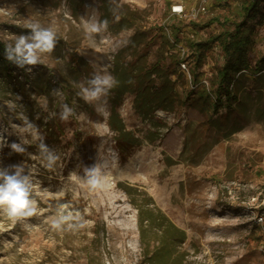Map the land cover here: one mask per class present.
<instances>
[{
	"label": "rangeland",
	"instance_id": "374dc122",
	"mask_svg": "<svg viewBox=\"0 0 264 264\" xmlns=\"http://www.w3.org/2000/svg\"><path fill=\"white\" fill-rule=\"evenodd\" d=\"M101 1L0 0V40L12 49L21 35L31 36L15 27L29 22L56 34L53 50L38 53L35 64L17 62L14 77L0 70V172L19 170L27 178L34 208L15 218L0 208V264H148L145 250L156 245V231L146 226L140 237L132 204L146 196L184 230L181 264H264V120L253 116L264 105V82L246 73L243 109L212 114L196 91L212 87L225 58L220 48L205 53L196 84L175 61L157 64L155 53L158 28L174 42L177 26L170 52L179 61L182 43L190 72L189 42L219 32L224 18L240 20L239 1L211 0L193 19L188 13L198 0H107L112 14L122 5L138 10L146 41L136 51L126 49L132 29L114 32L100 19ZM172 5H181L184 15L172 14ZM213 17L219 20L202 30L190 26ZM92 24L100 31H89ZM248 24L257 57L264 45V2ZM41 68L54 78L59 114L71 109L57 137L45 132L48 105L20 93L19 82L27 90L25 79ZM97 76L110 77L112 86L85 99ZM29 100L36 102L32 112ZM122 186L136 191L128 194Z\"/></svg>",
	"mask_w": 264,
	"mask_h": 264
},
{
	"label": "trees",
	"instance_id": "16d2710c",
	"mask_svg": "<svg viewBox=\"0 0 264 264\" xmlns=\"http://www.w3.org/2000/svg\"><path fill=\"white\" fill-rule=\"evenodd\" d=\"M239 1V9L237 12L241 19L238 21L229 20L224 18L220 25L222 29L209 36L206 40L190 41L188 46L192 54L191 58L194 61L193 68H190L191 82L196 84L202 76L201 67L205 63V53L210 50L214 45L218 46L224 55V61L221 67L216 72V78L211 77L210 90L207 91L202 87L200 91H196L197 99L202 103L205 110H210L212 114H217L223 107L228 109L242 110V102L244 95H241L243 89L241 88V80L246 73H249L254 80L264 82V45L259 56L252 55L254 46L256 44L254 38V29L249 21L256 18L258 14V6L264 0H236ZM217 5L219 0L215 1ZM100 19L114 32L121 30L132 29V34L128 38L126 49L130 47L136 51L139 46L144 45L146 41V31L141 29L139 24V12L136 9H130L128 6L122 5L118 13L112 14L110 11V4L107 0L101 1ZM111 16H113V24H111ZM219 18L213 17L204 23L193 22L190 26L194 30H202L211 24L217 22ZM232 26V29H230ZM21 34L31 35L32 30L23 27L16 28ZM20 30V31H19ZM161 33L159 34L160 42L156 48V63L162 59L168 58L170 61H175L179 64L177 56L170 52L174 47V42L178 40L179 31L177 26H172V38L174 42L162 31V26L158 28ZM12 49L5 42L0 40V70L4 72L6 77H14L13 66L17 63V58L13 53V58L9 59V51ZM45 69V70H44ZM46 68H41L35 75L24 82L29 83L27 90L24 88L22 82L20 83V93L27 98L28 91L37 98L42 99L48 109L45 111L46 117L45 132L50 137L58 136L63 133L65 124L63 123L62 116L57 109L58 100L52 96V83L51 75L46 72ZM54 80V78H53ZM59 88L65 91V87L59 85ZM240 89H242L240 91ZM243 94V93H242ZM53 99L55 103L53 104ZM30 103L26 108L32 112V104L35 100H29ZM68 102V96L64 94L63 105ZM250 116V114H248ZM247 115V116H248ZM246 116V117H247ZM253 116L255 119L264 120V105L257 108ZM78 134V131H74ZM55 141V140H54ZM121 186V184H120ZM122 188L126 193L130 194L131 191H136L132 187L127 186ZM137 210L138 225L140 227V237L144 227L154 229L156 231L155 239L156 245L152 250H145L148 257V264H181L184 258V252H179L178 247L185 241L186 234L183 229L176 226L167 216L158 209L151 197L146 196L143 202H132ZM144 239V238H143Z\"/></svg>",
	"mask_w": 264,
	"mask_h": 264
},
{
	"label": "clouds",
	"instance_id": "9594fccd",
	"mask_svg": "<svg viewBox=\"0 0 264 264\" xmlns=\"http://www.w3.org/2000/svg\"><path fill=\"white\" fill-rule=\"evenodd\" d=\"M27 28L32 30L31 36L21 35L15 43V47L10 49L8 58H13V53L17 58V62L22 66L24 63L35 64L38 60V53L51 52L55 44V32L52 29H42L37 23L29 22L26 25ZM89 31L98 32L100 27L96 24H92L89 27ZM93 85L91 91L86 90L85 99L89 97H96L106 87L112 86V80L110 77L97 76L90 82ZM71 113V109L66 106L62 114V119H67ZM12 147L18 151V145L13 144ZM50 166V165H49ZM0 208L6 210L9 218H15L17 216H30L32 215L34 208L32 207L33 201L29 199L30 191L27 178H20L19 170L16 174L5 175L0 172ZM95 184V181L92 182Z\"/></svg>",
	"mask_w": 264,
	"mask_h": 264
},
{
	"label": "built area",
	"instance_id": "2783aa9c",
	"mask_svg": "<svg viewBox=\"0 0 264 264\" xmlns=\"http://www.w3.org/2000/svg\"><path fill=\"white\" fill-rule=\"evenodd\" d=\"M210 2H211V0H198L197 4L189 10L188 15L191 18L195 19L200 14H204L207 11L208 5H209ZM170 11H171L172 14H176V15H179V16L184 15V13H185L184 9H183V7L181 5H172ZM178 48H179L180 53H181L180 54L181 58H180V61H179V67H180L181 71L185 72L187 77L189 79H191L190 73L188 72L186 59L183 58L184 54H185V48H184L182 43L178 44ZM201 82L203 84H207V75H205V74L203 75V77L201 79ZM262 231L264 232V228L263 227H262Z\"/></svg>",
	"mask_w": 264,
	"mask_h": 264
},
{
	"label": "crops",
	"instance_id": "0c3cea01",
	"mask_svg": "<svg viewBox=\"0 0 264 264\" xmlns=\"http://www.w3.org/2000/svg\"><path fill=\"white\" fill-rule=\"evenodd\" d=\"M168 218V217H167Z\"/></svg>",
	"mask_w": 264,
	"mask_h": 264
}]
</instances>
